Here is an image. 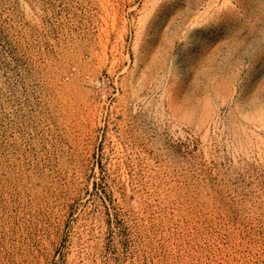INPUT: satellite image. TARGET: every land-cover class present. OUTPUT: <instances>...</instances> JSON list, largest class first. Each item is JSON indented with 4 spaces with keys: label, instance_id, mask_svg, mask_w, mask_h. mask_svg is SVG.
<instances>
[{
    "label": "rangeland",
    "instance_id": "obj_1",
    "mask_svg": "<svg viewBox=\"0 0 264 264\" xmlns=\"http://www.w3.org/2000/svg\"><path fill=\"white\" fill-rule=\"evenodd\" d=\"M0 264H264V0H0Z\"/></svg>",
    "mask_w": 264,
    "mask_h": 264
},
{
    "label": "bare ground",
    "instance_id": "obj_2",
    "mask_svg": "<svg viewBox=\"0 0 264 264\" xmlns=\"http://www.w3.org/2000/svg\"><path fill=\"white\" fill-rule=\"evenodd\" d=\"M207 4V3H206ZM211 4V3H210ZM191 25V24H190ZM39 37V36H38ZM39 41V40H38Z\"/></svg>",
    "mask_w": 264,
    "mask_h": 264
}]
</instances>
